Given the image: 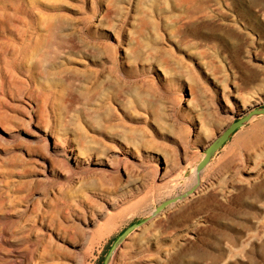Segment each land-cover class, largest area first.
<instances>
[{"label": "rangeland", "instance_id": "374dc122", "mask_svg": "<svg viewBox=\"0 0 264 264\" xmlns=\"http://www.w3.org/2000/svg\"><path fill=\"white\" fill-rule=\"evenodd\" d=\"M91 1L65 0V10L70 18L92 15L90 20L96 25L93 29L109 34L117 19L115 12L99 0ZM206 1L209 17L203 22L197 20L195 25L200 27L205 22L235 36L233 47L240 52L238 60H231L228 52H211L204 57L202 90L190 88L184 77L159 82L148 75L144 97L155 113H141L140 117L133 114L145 124L143 130L132 131L131 140L127 139L130 153H118L116 149L107 155L111 160L102 159L106 166L86 161L78 168L67 154L54 156L44 146L36 145L31 135L34 129L27 124L13 132L16 138L0 132V264H192L198 257V264H208L221 254L240 264L250 259L264 264V114L255 113L264 109V26L250 22L237 5L231 8V0ZM250 25L257 29L254 31ZM70 27L68 32L73 30ZM248 35H255L254 47ZM71 91L63 99L62 120L51 115V125L58 137L76 142L82 129L89 134L99 129L93 113L94 117L88 114L93 120L86 124L85 106L76 90ZM230 91H237L240 100L255 95L260 104L251 112V121L244 122L198 169L210 144L236 122L237 116H246L240 100L228 97ZM25 101L23 97L21 103L25 105ZM120 113L126 118L127 113ZM25 145L34 147L30 155ZM164 153L172 160L168 164L162 158ZM52 160V172L46 171L44 163ZM101 168L107 173V179H102L109 189L105 192L91 174ZM80 174L84 175L82 179ZM72 178L81 180L77 183ZM67 183H72L69 188ZM20 185L21 190H16ZM167 200L172 203L156 212ZM77 203L83 204L82 208H76ZM215 216H221L223 223L214 221ZM133 224L138 226L120 237Z\"/></svg>", "mask_w": 264, "mask_h": 264}, {"label": "bare ground", "instance_id": "6f19581e", "mask_svg": "<svg viewBox=\"0 0 264 264\" xmlns=\"http://www.w3.org/2000/svg\"><path fill=\"white\" fill-rule=\"evenodd\" d=\"M231 1L229 4L231 8L237 5L250 22L264 26V0ZM99 2L117 15H115L117 19L112 16L116 22H114L111 31L108 30L110 31L109 34L99 33L93 29L96 25L94 26L90 20L92 15L91 18H87L90 14L87 17L70 18L71 16L65 10V0H0V132L8 134L10 138H16L13 132H17L20 126L27 124L34 129L31 135L35 138L36 145L44 146L54 156L67 154L78 168H82V164L86 161H92L99 167L106 166L107 164L102 159L111 160L107 159V155L109 156L108 153L116 149L118 153L121 151L130 153L131 145L127 139L132 136V131L143 130L145 124L140 122L137 117L142 116L143 113H155L151 109L152 106L146 104L147 99L144 97V92L149 86L148 75L152 76L154 80H159V82H169L177 77H184L190 88L200 89L202 87L201 68L204 66L202 63L204 57L206 58L211 52H228L230 59L236 61L240 53L233 47L235 36L211 28L204 24L205 22L200 27L195 25L197 20L202 19L203 22L209 17L206 0H99ZM92 9L95 10V7ZM83 10L81 12L86 11ZM104 20L108 22V20ZM69 23H71V27ZM107 25L110 27V24ZM100 26L103 28V25ZM67 27L73 30L68 32ZM250 27L254 31L257 29L255 25H250ZM151 32L154 34L153 36H150L149 33ZM248 36L251 46L254 47L256 44L255 35ZM172 37H177L178 40L174 42L171 40ZM168 39L173 41L175 48L184 55L177 54V50H174V46H171L172 43ZM236 64L238 63L236 62ZM71 90H76L85 106L84 119L86 124L88 123L87 120H93L92 117L95 115L96 120L94 119V122L97 123L96 128L99 129L91 134L82 129L83 134H78L76 142V139L58 137L51 125L53 118L51 115L58 116V119L62 120L63 99L65 94ZM73 92H69L68 96L69 94L71 96V93L73 95ZM78 96L74 99H77ZM23 97L28 100L25 101V105L21 103ZM228 97L237 99V101L240 100L237 91H230ZM240 102L244 111L243 115L246 116L252 114L254 107L260 104L257 96L251 94L243 97ZM120 112L127 113L126 118H121ZM134 113L137 116L135 118H133ZM81 128L83 127L81 126ZM151 135L149 136L152 137ZM150 141L152 140L150 139ZM30 145H25L28 155L34 148ZM148 148L150 147L148 146ZM165 154L162 158L168 164L172 160ZM51 156L53 157V155H50V159ZM112 158L115 159L116 157ZM170 158L172 159V156ZM54 161L44 163L46 171L51 170L52 172ZM83 169L87 170L88 166ZM97 171H92L91 174L96 176L93 178L98 179L102 190L105 192L109 189L102 183V179L107 173L102 168ZM16 174L15 172V176ZM84 175H81V179ZM85 177L87 176L85 175ZM106 177L105 179H107ZM72 180L75 179L72 178ZM68 184L67 188L72 183L69 184V187ZM16 190L20 191L21 185ZM36 199L37 201L40 200ZM109 205L112 206V203ZM215 205L218 206L216 203ZM74 206L82 208L83 204L77 203ZM213 218L216 222L222 221L221 216ZM252 239L248 240L249 244ZM216 246L218 248L220 244ZM116 249L120 250L121 248L117 246ZM180 256L183 257L184 255L180 253ZM233 259V257L224 259L223 254H221L217 258L211 259L208 264H240ZM199 261L198 257L193 260L192 264H198ZM245 264H255V261L250 259Z\"/></svg>", "mask_w": 264, "mask_h": 264}, {"label": "water", "instance_id": "95a60500", "mask_svg": "<svg viewBox=\"0 0 264 264\" xmlns=\"http://www.w3.org/2000/svg\"><path fill=\"white\" fill-rule=\"evenodd\" d=\"M255 113H262L264 114V109L261 110H255ZM254 114V113H253ZM252 114L248 115V116H241L238 117L237 116V120L236 122L232 123L230 126H228L221 135H219L217 137V139L210 144V146L208 147L207 151H206V156L204 158V160L199 164L198 169H202L209 161L210 156L212 154V152L218 150L221 146L224 145V143L228 140V138L237 130L241 127V125L246 122L250 116ZM170 203H172V200H167L165 202H163L162 204H160L157 209L156 212H160L162 211L165 207H167L168 205H170ZM138 226V224H133L132 226L128 227L120 237L128 234L129 232H131L134 228H136Z\"/></svg>", "mask_w": 264, "mask_h": 264}]
</instances>
